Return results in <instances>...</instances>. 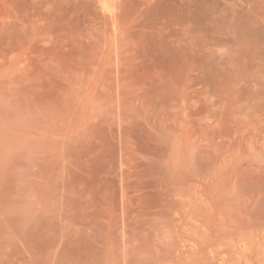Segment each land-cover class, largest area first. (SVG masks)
Returning a JSON list of instances; mask_svg holds the SVG:
<instances>
[{
	"label": "rangeland",
	"instance_id": "obj_1",
	"mask_svg": "<svg viewBox=\"0 0 264 264\" xmlns=\"http://www.w3.org/2000/svg\"><path fill=\"white\" fill-rule=\"evenodd\" d=\"M0 264H264V0H0Z\"/></svg>",
	"mask_w": 264,
	"mask_h": 264
}]
</instances>
